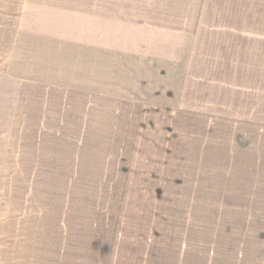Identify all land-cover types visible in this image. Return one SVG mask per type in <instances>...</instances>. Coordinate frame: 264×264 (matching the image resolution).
<instances>
[{"label":"rangeland","instance_id":"1","mask_svg":"<svg viewBox=\"0 0 264 264\" xmlns=\"http://www.w3.org/2000/svg\"><path fill=\"white\" fill-rule=\"evenodd\" d=\"M150 1L173 9L157 19L264 16V0H0V264H264V143L247 112L261 61L190 78L212 107H176L189 86L164 69L191 36L127 24ZM252 31L241 57L260 54Z\"/></svg>","mask_w":264,"mask_h":264},{"label":"crops","instance_id":"2","mask_svg":"<svg viewBox=\"0 0 264 264\" xmlns=\"http://www.w3.org/2000/svg\"><path fill=\"white\" fill-rule=\"evenodd\" d=\"M101 4L108 3V0H100ZM263 4V2H262ZM148 10V21H139L137 18L134 19L132 23L137 27L142 29H148L150 35H158L164 37L163 41L165 42H174L177 33H187L191 36V44L188 47V50L182 54L180 53L179 68L178 64H173L172 68H164L166 77H181L180 84L189 86L186 90L183 87L180 89V97L170 100L176 104V107L181 109H197L212 107V105H205L202 94H205L206 89L204 84H192L193 89L197 88L201 92V96L196 94L194 97L189 96L190 91V78L203 82L204 77H221L223 73H226L230 62L246 59L252 61H261V70L260 73L253 74L254 76H259L260 86L262 93V104L259 107V111L248 110V115L252 119H257L256 122L248 121L251 123H258L261 127L260 132V141L264 143V16L259 21L250 20L247 22H231L230 20H222L219 16H216L213 20H185L184 22L178 20H172L171 18L160 16L157 19V13L162 12L163 14H170L173 12V9L165 7L164 10H158L156 4H153L151 1L148 6H144ZM118 12H124L123 9L116 10ZM202 11L199 8H194L192 12ZM201 17V16H200ZM202 18V17H201ZM124 23V22H122ZM138 23V24H137ZM241 24L239 28L249 30L245 36H242L239 32L233 31L237 30V25ZM141 25V26H140ZM260 29L262 32H256L255 36L260 35L257 38H261V49L260 54L255 53V48L251 43L248 44V48H245L246 56H239V44L242 39L252 40L253 31ZM152 41V40H151ZM153 42V41H152ZM182 46H185L182 42ZM244 52V53H245ZM194 56V58H193ZM169 70H175L174 72H166ZM200 85V89L198 86ZM195 86V87H194ZM63 87V84H58L56 88ZM150 87V86H149ZM213 91V88H209L208 92ZM188 92L187 99L184 93ZM197 92V93H199ZM201 101L199 104L198 102ZM196 103V104H195ZM173 105H171L172 107ZM149 107L151 103H149ZM153 108V107H152ZM256 108V107H254ZM76 259V258H75Z\"/></svg>","mask_w":264,"mask_h":264}]
</instances>
